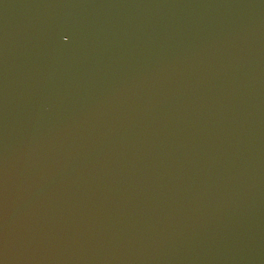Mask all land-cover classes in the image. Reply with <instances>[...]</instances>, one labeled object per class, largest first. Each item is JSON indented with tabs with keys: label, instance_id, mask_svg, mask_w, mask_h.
Wrapping results in <instances>:
<instances>
[{
	"label": "water",
	"instance_id": "95a60500",
	"mask_svg": "<svg viewBox=\"0 0 264 264\" xmlns=\"http://www.w3.org/2000/svg\"><path fill=\"white\" fill-rule=\"evenodd\" d=\"M0 264H264V0H0Z\"/></svg>",
	"mask_w": 264,
	"mask_h": 264
},
{
	"label": "snow or ice",
	"instance_id": "6c2138e0",
	"mask_svg": "<svg viewBox=\"0 0 264 264\" xmlns=\"http://www.w3.org/2000/svg\"><path fill=\"white\" fill-rule=\"evenodd\" d=\"M63 39H64L65 41H67V40H69V36L65 35V36L63 37Z\"/></svg>",
	"mask_w": 264,
	"mask_h": 264
}]
</instances>
